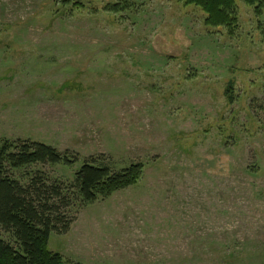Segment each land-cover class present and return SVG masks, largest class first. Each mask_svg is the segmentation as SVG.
Listing matches in <instances>:
<instances>
[{"label": "rangeland", "instance_id": "rangeland-1", "mask_svg": "<svg viewBox=\"0 0 264 264\" xmlns=\"http://www.w3.org/2000/svg\"><path fill=\"white\" fill-rule=\"evenodd\" d=\"M0 0V143L40 142L140 183L71 210L65 264H264V12L233 35L181 0ZM230 95L234 96L231 100ZM0 239L14 244L0 228Z\"/></svg>", "mask_w": 264, "mask_h": 264}, {"label": "trees", "instance_id": "trees-1", "mask_svg": "<svg viewBox=\"0 0 264 264\" xmlns=\"http://www.w3.org/2000/svg\"><path fill=\"white\" fill-rule=\"evenodd\" d=\"M64 7L83 9L76 0H60ZM254 8L257 16L264 12V0H241ZM186 6L200 8L206 15L205 25L226 29L233 35L239 24L237 0H181ZM128 1L109 5L105 11L114 15L130 10ZM234 96L230 95L231 100ZM77 159V158H76ZM76 159L69 152L40 142L11 141L0 143V228L14 242L0 239V264H65L59 253L49 248L53 234L66 235L75 220L71 210L110 198L134 187L143 178L145 166L131 165L117 171L98 158L87 160L71 184L52 181L36 172L23 184L17 172L36 165L72 166Z\"/></svg>", "mask_w": 264, "mask_h": 264}]
</instances>
